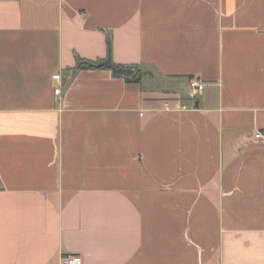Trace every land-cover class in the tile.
<instances>
[{
  "label": "crops",
  "instance_id": "0c3cea01",
  "mask_svg": "<svg viewBox=\"0 0 264 264\" xmlns=\"http://www.w3.org/2000/svg\"><path fill=\"white\" fill-rule=\"evenodd\" d=\"M255 132L264 0H0V264H264Z\"/></svg>",
  "mask_w": 264,
  "mask_h": 264
},
{
  "label": "built area",
  "instance_id": "2783aa9c",
  "mask_svg": "<svg viewBox=\"0 0 264 264\" xmlns=\"http://www.w3.org/2000/svg\"><path fill=\"white\" fill-rule=\"evenodd\" d=\"M52 80L56 82V86L54 88V94L60 95L62 92V79L59 74H55L52 76ZM189 90L192 95L199 94L203 91L204 84L198 78L192 77L188 83ZM254 141L264 143V133L255 132L253 135ZM62 264H82L81 258L76 256H67L63 257Z\"/></svg>",
  "mask_w": 264,
  "mask_h": 264
},
{
  "label": "water",
  "instance_id": "95a60500",
  "mask_svg": "<svg viewBox=\"0 0 264 264\" xmlns=\"http://www.w3.org/2000/svg\"><path fill=\"white\" fill-rule=\"evenodd\" d=\"M81 65L86 66L89 69H107L111 72V75L114 78H130L133 75V70L132 69H127V68H121V67H116L111 63V60L109 56L107 57L106 60L100 61L98 63H86L82 62L77 65V69ZM76 71H73L70 75V77L66 80L64 89L69 85L70 81L72 80V77Z\"/></svg>",
  "mask_w": 264,
  "mask_h": 264
},
{
  "label": "trees",
  "instance_id": "16d2710c",
  "mask_svg": "<svg viewBox=\"0 0 264 264\" xmlns=\"http://www.w3.org/2000/svg\"><path fill=\"white\" fill-rule=\"evenodd\" d=\"M81 69H85L84 66L81 67ZM104 69V68H103ZM136 75L130 77V78H123L125 81H133V80H139L137 77H135Z\"/></svg>",
  "mask_w": 264,
  "mask_h": 264
}]
</instances>
